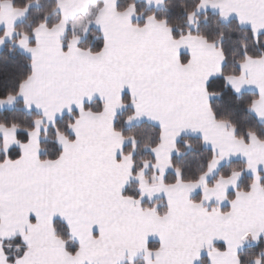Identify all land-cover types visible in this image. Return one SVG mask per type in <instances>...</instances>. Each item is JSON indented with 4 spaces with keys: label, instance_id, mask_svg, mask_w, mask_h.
Masks as SVG:
<instances>
[{
    "label": "snow or ice",
    "instance_id": "6c2138e0",
    "mask_svg": "<svg viewBox=\"0 0 264 264\" xmlns=\"http://www.w3.org/2000/svg\"><path fill=\"white\" fill-rule=\"evenodd\" d=\"M33 2L0 0V264H264V0H189L183 31L139 0H52L24 29ZM209 11L244 29L230 68ZM246 87L242 130L219 106Z\"/></svg>",
    "mask_w": 264,
    "mask_h": 264
},
{
    "label": "trees",
    "instance_id": "16d2710c",
    "mask_svg": "<svg viewBox=\"0 0 264 264\" xmlns=\"http://www.w3.org/2000/svg\"><path fill=\"white\" fill-rule=\"evenodd\" d=\"M187 3H189V0H166L164 2V5L167 6V11H165L163 8L159 10L150 9L148 7H145V4L140 1L139 7L144 11L145 14L155 11L162 15H168L174 26L179 31H183L185 25L183 22L181 6ZM51 6L52 0H40L39 4L33 2L29 20L24 21L19 26L27 29L29 26V21L43 17L45 12H49V19H54V17H52L50 13ZM201 26L206 29H210L211 34L214 38L218 37L219 33L223 31L225 37L223 43L229 50L228 67L230 68L233 62V54L236 53L239 49V41L241 39H246L243 36L244 29H239V35H237L236 32L230 33V29H235L236 26L231 22L217 23L216 15L211 13H208V18L206 21L203 19L201 20ZM94 39L95 35L90 31L89 36L85 38L84 42L85 44H88L90 42H93ZM7 55L9 56L10 61L16 58L11 53H8ZM2 56L3 50L0 52V81H2L7 74L13 71L10 65V61L8 66L4 65ZM252 95L253 94L250 93L242 94L243 99L239 103H237L235 100H229L227 96H225L220 102L219 110L221 114L225 117L233 119L242 130L247 128L253 122L252 117L243 111L244 102H246ZM12 111L14 113V118L19 119L22 116V109H20L19 107L13 109ZM133 131L136 132L141 141L149 140L154 136V133L151 131V125L147 123L134 126ZM190 142L192 143L193 147L190 150H187L185 156L182 159L178 160L177 163L185 167L189 174H195L200 170L201 164L206 158V154L203 147L199 145L196 140H191ZM43 143L44 147L47 149V147L49 146V141L46 140ZM141 157L147 159V156L143 152H138V163ZM231 167V164L226 165L224 171L227 172ZM153 202H155V200ZM252 251H254V249L245 246V249L242 251V259L244 261V264H249V256Z\"/></svg>",
    "mask_w": 264,
    "mask_h": 264
},
{
    "label": "crops",
    "instance_id": "0c3cea01",
    "mask_svg": "<svg viewBox=\"0 0 264 264\" xmlns=\"http://www.w3.org/2000/svg\"><path fill=\"white\" fill-rule=\"evenodd\" d=\"M140 2H142V3H144V0H139ZM166 0H164V2H165ZM148 8H150V9H154V10H159V9H161V7H151V6H148ZM208 13H211V14H214V15H216L215 14V12H213V11H209ZM23 23V22H22ZM2 51V49H0V52ZM244 93H250V94H254L255 93V89L254 88H252V87H246L245 89H243V91H242V94H244ZM18 107V106H17ZM16 107V108H17ZM15 109V108H14ZM146 123V122H145ZM144 124V123H143ZM148 124V123H147ZM156 199H159V198H154V200H156ZM143 264V259H142V257H137L136 258V260H135V264Z\"/></svg>",
    "mask_w": 264,
    "mask_h": 264
},
{
    "label": "water",
    "instance_id": "95a60500",
    "mask_svg": "<svg viewBox=\"0 0 264 264\" xmlns=\"http://www.w3.org/2000/svg\"><path fill=\"white\" fill-rule=\"evenodd\" d=\"M247 246V245H246Z\"/></svg>",
    "mask_w": 264,
    "mask_h": 264
}]
</instances>
